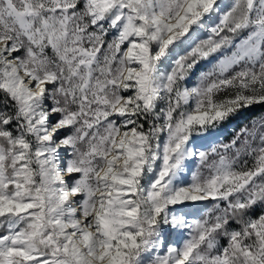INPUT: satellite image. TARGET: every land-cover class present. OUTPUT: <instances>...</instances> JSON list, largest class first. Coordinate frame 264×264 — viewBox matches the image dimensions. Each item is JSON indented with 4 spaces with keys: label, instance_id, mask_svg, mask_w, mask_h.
<instances>
[{
    "label": "snow or ice",
    "instance_id": "1",
    "mask_svg": "<svg viewBox=\"0 0 264 264\" xmlns=\"http://www.w3.org/2000/svg\"><path fill=\"white\" fill-rule=\"evenodd\" d=\"M257 105L264 0H0V264H264Z\"/></svg>",
    "mask_w": 264,
    "mask_h": 264
},
{
    "label": "trees",
    "instance_id": "2",
    "mask_svg": "<svg viewBox=\"0 0 264 264\" xmlns=\"http://www.w3.org/2000/svg\"><path fill=\"white\" fill-rule=\"evenodd\" d=\"M264 114V105H257V106H253L251 109H247V110H244L242 113L236 115V116H233V121L235 123H240V119H242V121H245V122H249L251 121L252 119L256 118L257 116L259 115H262ZM241 124V123H240ZM230 129L227 128V126L223 125V132L224 133H230L229 131Z\"/></svg>",
    "mask_w": 264,
    "mask_h": 264
},
{
    "label": "rangeland",
    "instance_id": "3",
    "mask_svg": "<svg viewBox=\"0 0 264 264\" xmlns=\"http://www.w3.org/2000/svg\"><path fill=\"white\" fill-rule=\"evenodd\" d=\"M202 66H203V63H202V65L198 66L197 71H199V68L202 67ZM259 116H261V115H259ZM259 116H257L256 118H258ZM232 118H230V120L227 123L224 124V126L226 125L227 128L230 129L229 130L230 133H227V132L224 133L222 131L223 130V125L221 127L220 132H219L218 139L223 141V142L229 141L232 138V136H234L235 133L240 129V127H242L243 125L248 124L250 122V121L249 122H245V121H242V119H240L239 121H240L241 124L240 123H235ZM173 239H175V237H173Z\"/></svg>",
    "mask_w": 264,
    "mask_h": 264
}]
</instances>
